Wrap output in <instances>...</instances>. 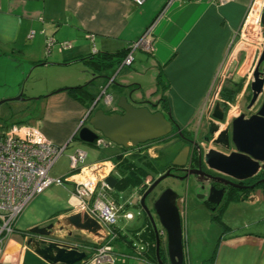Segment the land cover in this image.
<instances>
[{"label": "crops", "instance_id": "crops-1", "mask_svg": "<svg viewBox=\"0 0 264 264\" xmlns=\"http://www.w3.org/2000/svg\"><path fill=\"white\" fill-rule=\"evenodd\" d=\"M254 1L173 0L167 4L166 0H145L135 5L132 0H0V85L6 86L0 92V100L19 94L25 74H47L45 84L29 86L30 95L25 101L31 102L20 120L28 119L27 124L37 125L54 145L72 146V154L81 149L77 131L88 112V117L98 108L105 109V113L119 112L117 104L123 97L138 107L169 113L176 125L192 131L199 122L211 117L212 103L218 101L212 100L216 91L222 96L226 87L235 86L243 92L249 86L253 56L251 49L242 46V28ZM143 36L146 43L134 50L129 66L120 68L118 62L129 45ZM49 37L57 42L68 41L70 46H53L47 54L46 38ZM262 42L264 39H259L260 45ZM256 48L257 53L262 49ZM93 62L99 65L96 67ZM110 72L115 75L106 88L111 95L107 103L104 96L93 95L92 88L96 82V86L105 87ZM92 73L105 77L92 82ZM224 74L227 77L221 82ZM225 126L222 124L220 130ZM175 137L157 139L150 143L152 147L150 144L131 148L109 145L110 154L86 164L110 159L115 163L109 175L116 180L113 187L120 186L121 162L130 159L140 164L144 156L157 160L162 150L174 143ZM89 145L99 148L94 143ZM176 148L177 145L166 150L165 156L169 153L173 157ZM89 154L86 152L85 161ZM156 175L149 173L142 184L148 187ZM149 176H152L150 181ZM77 179L72 175L66 181L72 185L70 190L60 186L63 192L60 190L55 195L46 189L26 206L16 220L14 232L2 246L0 264H52L27 245V231L71 213ZM113 187L109 186V197L124 203V210L130 212L129 206L138 205L146 190L141 193L140 186L120 189L123 196L119 201L112 196ZM126 189H130L128 196L124 195ZM196 189L188 192L194 195ZM206 192L198 196V203L216 211L211 214V221L219 225L217 238L213 247L206 250L205 257L198 256L199 253L192 257L188 247L186 259L183 245V264H264V192L260 188L231 190L227 199L218 205L207 200ZM186 204L187 192L178 198L177 205L182 233L185 232L189 245L192 242L196 245L200 233L208 237L201 223L187 219ZM231 210L236 212V219L226 220L225 212ZM137 213L144 214L142 209ZM145 215L140 219V228L146 225ZM120 226L128 234L137 229L127 228L125 224ZM164 235L161 232L160 238ZM53 237L63 242L88 238L75 230L69 234L67 229L54 231ZM160 249L164 264H169L166 243L163 247L162 240ZM114 250L117 256L120 252L128 254L122 259L119 257L115 264H153L132 255L122 241L115 242Z\"/></svg>", "mask_w": 264, "mask_h": 264}, {"label": "water", "instance_id": "water-1", "mask_svg": "<svg viewBox=\"0 0 264 264\" xmlns=\"http://www.w3.org/2000/svg\"><path fill=\"white\" fill-rule=\"evenodd\" d=\"M260 24L261 31L264 33V12L260 16ZM231 58L233 59V56ZM92 75L90 80L92 82L99 77H105L95 76L93 73ZM249 88L251 96L246 109L251 110L259 100L260 104L249 116L241 113L233 118L230 131L228 128L218 130V124L214 120L223 121L224 109L219 101L212 103L211 119H207L205 124L207 136L203 140L208 142L211 137L209 142L213 146L200 153L199 162L218 175L202 171L200 168L183 169L188 155L187 146L172 161V166L185 174L179 176L167 170L155 178L140 196L139 206L146 214L155 234L157 264H164L160 257L161 232L166 235V254L169 264H183L184 260L177 191L170 187L165 188L156 194L151 207L146 202L148 195L163 179L168 176L173 177L185 185L186 191L191 186L188 182L191 178L197 189L207 191V200L215 205L227 199L232 189L250 191L260 188L264 192L261 185L264 183V178L251 185L240 183L264 173V48L259 51L252 68ZM133 104L127 97H123L121 103L117 104L119 112L105 113L102 108H98L89 117L90 112H88V124L78 128L77 138L81 142L92 144L95 139L102 136L119 147L129 148L163 138L172 132L173 127L179 134L181 133L180 127L171 120L169 113L165 114L159 110L150 111L147 107H136ZM105 182L113 187L116 180L108 176ZM199 195L203 196V194ZM153 214L157 217L161 229L157 228ZM63 229L69 230V234L72 230L86 234V237L96 244L101 243L105 238L101 225L86 212H80L69 213L44 226L29 228L26 243L44 260L52 264H74L85 257V252L68 250L54 239L53 232Z\"/></svg>", "mask_w": 264, "mask_h": 264}, {"label": "built area", "instance_id": "built-area-1", "mask_svg": "<svg viewBox=\"0 0 264 264\" xmlns=\"http://www.w3.org/2000/svg\"><path fill=\"white\" fill-rule=\"evenodd\" d=\"M144 1L132 0L135 5H141ZM172 1L166 0V3L169 4ZM216 1L223 3L226 0ZM255 2L256 0L254 5ZM254 5L243 22L242 34L248 37L251 32L256 30L257 36L264 39L260 24V16L264 12V0H261L258 5L254 26L250 27L249 30L245 29L247 17ZM88 37L92 39V36ZM145 43V36L132 42L120 61V68L129 66L133 59L134 50ZM53 46L67 48L70 46V42H57L52 37L46 38L47 54L51 52ZM261 47L264 48V42L261 43ZM226 77L227 74H224L221 82ZM113 80L114 76L109 78L106 86L102 88L101 93L107 103L111 100V96L107 93L106 88ZM219 93V90L216 91L213 95V101L217 99ZM225 104L231 107L228 102ZM232 109L228 110L225 123L232 116L237 115V111L231 114ZM85 119L82 120V123ZM209 119L211 118L209 117ZM93 143L97 147L111 145V142L102 136L95 139ZM65 148L66 146H56L47 140L37 125L21 122L11 125L0 123V252L7 237L14 232L16 220L26 206L51 185H61L64 182L61 178L50 177L49 172ZM85 158L86 152L81 149H77L69 158L70 169L74 174L66 175V181L72 175L78 177L72 192L74 201L70 207L71 213L86 212L89 214L101 225L105 232V238L99 244L88 238L71 242H58L68 250L75 249L85 252V257L74 264H115L119 257L122 259L128 256L124 252H120V256H117L114 250L118 228H120L121 233L124 232L123 227L117 225L118 216L120 214V218L130 221L134 215L132 212L124 210V203L116 202L109 197V186L105 179L114 169L115 163L110 159H100L83 164ZM180 201L183 199L181 198ZM130 248L134 252L133 254H136V250L142 247L136 242Z\"/></svg>", "mask_w": 264, "mask_h": 264}, {"label": "rangeland", "instance_id": "rangeland-1", "mask_svg": "<svg viewBox=\"0 0 264 264\" xmlns=\"http://www.w3.org/2000/svg\"><path fill=\"white\" fill-rule=\"evenodd\" d=\"M255 32H256V30L254 32H251L250 36H248V37L243 36L244 44H242V46L245 48H248L249 51L251 49V51H250L251 57L253 56L252 68H253L254 63L256 61V58L258 56V53H257L258 49L256 47L259 48L261 46L259 44V39H261V37L257 36V34ZM253 41H255V42H253ZM249 44L253 45L252 48L249 46ZM46 75L47 74H45L43 72H40V73L35 72V73H32V75H30L28 73L25 74L21 80L19 94L17 93V94H14V96H12L11 98H8V99L4 98V99L0 100V101H2V103H0V123L1 124L11 125L13 123H19V122L27 123L28 122V119H24V120H20V119L24 117V112L27 110L28 105H30V104H28V102L29 103L31 102V101H25V100H27L28 95H30L29 94L30 93L29 86L32 83L45 84L47 82V78H46L47 76ZM109 75H111V76H109L108 78H111L115 74H112L110 72ZM96 83L92 88V93H93V95H96V96L98 95L99 97L103 98V94L101 93L102 92L101 85L96 86ZM15 87H17V85ZM3 90H6V86L1 84L0 85V92H3ZM239 93L241 94L239 104L241 107H243V105L247 101V95L249 94V89L247 88V89H245V91L239 92ZM21 94H23V95H21ZM16 97H17V99H16ZM98 106L102 107L101 103H99ZM87 124H88L87 121H85L83 126H85ZM205 124H206V122L202 121L201 122L202 127L200 126L198 130H196V127L194 126L192 128L191 135L194 136V133L200 134L202 130H205ZM195 130L197 132H195ZM77 144H79V146L81 147V150L90 153L88 155L86 161L83 162V164H86L87 161L98 159L100 157H103V155H105V154L107 155V154H110V152H112V149L109 147L96 148V147L89 145V144H86L84 142L83 143L78 142ZM110 146L119 147L113 143H111ZM71 154H72V146L65 148V150L58 157V159L56 160V162L54 163V165L50 171L51 175H54V176H51L49 174L50 177L61 178L64 181L61 185L55 184V185H51L50 187L47 188L48 190H52L55 195H59L58 193H60V190H62L61 193L63 192L62 187H64L67 190H70V188L72 187L71 184L66 183V179H67L66 175L74 173L70 169V163H69V158H70ZM150 177H152V176L148 177L149 181H150ZM60 186H62V187H60ZM168 187L176 190L179 197L185 196V193L187 192V204H186L187 219L191 218V220L201 223L202 228L204 229V232L206 234V237H208L206 239L205 236L200 233L198 243L195 245L192 242V245H189L188 239H185V237H184L185 232H184V234L182 233L186 259H187V254H188V247L190 249L192 257L193 256L195 257V254H197V253H199L198 256L205 257L206 252L208 251V248H210L211 246L213 247L215 238H217L216 231L218 230L219 225L217 223H214L213 221H211V214H216V211L212 210L210 207H207V206L205 207V206L201 205L200 203H198L199 192H194V193H196L194 195H192V193L188 192L191 189L193 190L195 188H192L190 186L185 191V185L181 184L179 181H177L176 179H174L171 176H168L165 179H163L157 185V187L153 190V192L151 194L156 195L158 192L160 193L162 190H164L165 188H168ZM124 195L125 196L130 195V189H126L124 192ZM112 196L120 201V198L123 196L121 194V191H120V186L116 185L113 187ZM129 209L134 213V219L132 221H126L125 219H121L120 214H119L118 219H117V225L120 226L121 224H125V226L127 228H138V227H140V225H141L140 219L142 217H144V214L138 215L137 212H138V209H140V208L138 207L137 204H135V205L131 204L129 206ZM225 216H226L225 217L226 220H228V218H229L232 221V220L236 219V217H235L236 212H232V210L225 212ZM153 217H154V221L156 223L157 228L161 229V226L158 222L157 217L154 214H153ZM161 240H162V246L164 247L165 243H166V235H164ZM115 263H117V262H115Z\"/></svg>", "mask_w": 264, "mask_h": 264}, {"label": "flooded vegetation", "instance_id": "flooded-vegetation-1", "mask_svg": "<svg viewBox=\"0 0 264 264\" xmlns=\"http://www.w3.org/2000/svg\"><path fill=\"white\" fill-rule=\"evenodd\" d=\"M250 80H251V78H250ZM248 89H249V94L247 95V101L245 102L243 107H241L240 104H239L240 103V95H241V94H239L240 90L237 93L234 94V96H233V98L231 100L223 98L221 96V94H218L217 100L221 103V105H222V107L224 109V120L221 121V122L215 121L216 124H218V130H220L221 125L225 123L227 112H228L229 109H232V106H233V109L231 111V114L235 113L236 111L238 113H237V115L232 116V118L227 123H225L226 126L224 128H228L229 131H230L231 121L233 120V118L237 117L241 113H245L246 116H249L250 114H252L255 111L256 108H258V106L260 104V100L252 107L251 110H247L246 109V105L248 104V101H249L250 96H251V92H250L249 86H248ZM237 98H238V100H237ZM225 102H228L229 104H231V107H229L228 104H225ZM133 105L138 107V105L135 104V103ZM211 110H212V108L210 109V111ZM159 111H162V110H159ZM200 126H201V123L199 122V124H197V126H196V130H198ZM223 129H221L220 131H222ZM196 130H195V132H197ZM180 132L181 133L179 134L177 132V129L175 127H173L172 132L169 135H167V136H176L174 138L175 141H174V143L172 145H170V146L164 148V150H162V155H160V158L157 159V162H158L159 166L163 167V171L161 173L157 174L153 178V180L155 178H157L159 175L164 174L167 170H169L170 173L178 174L179 176L184 175L185 172H179L177 167L172 166V161L174 160V158L180 152H182L183 148H185L187 146H188V152H187L188 155H187V158H186V164H185V166H183V169L190 170V169H199L200 168L202 171H205V172H208V173H211V174H216L215 172L207 169L206 166L203 163L199 162L200 153L202 154L208 147L213 146L212 144H210V142H211L210 138L211 137H209V141L210 142L209 141L205 142L203 140L207 136L206 135V129L202 130L200 134H195L194 133V136L191 135V131L186 129V128H184V129L180 128ZM165 137H163V138H165ZM153 141H155V140L147 141V142H145L143 144H139V145L134 146V147H139V146H142V145L150 144L151 142L153 143ZM150 145H151V147L153 146V144H150ZM176 145H177V148H176L177 149L176 150L177 153L173 157H170L169 153L167 154V156H165L166 155L165 151L169 150V148H171L172 146L176 147ZM216 147H218V146H216ZM216 175H218V174H216ZM262 178H264V173H261L258 177H255L253 179H247V180L241 181L240 183L243 184V185H251V184H254L257 180L262 179ZM188 182H189V184L191 183V186H194V183L191 180V178H189ZM261 185L264 186V183H261ZM194 188H197V186H194ZM232 190H235V189H232ZM196 192H199V194H203V191H201L199 189H196ZM230 193H231V190H230ZM156 196L157 195H155V194L154 195L151 194V195H148V197L146 198V202L149 205V207H151V203L156 198Z\"/></svg>", "mask_w": 264, "mask_h": 264}, {"label": "trees", "instance_id": "trees-1", "mask_svg": "<svg viewBox=\"0 0 264 264\" xmlns=\"http://www.w3.org/2000/svg\"><path fill=\"white\" fill-rule=\"evenodd\" d=\"M120 61L118 63H120ZM93 64L96 65V67L97 65H99L98 62H93ZM239 90L240 88L235 86L226 87L222 90V97L231 100L234 94L237 93ZM140 161L142 163L137 164L136 162L128 159V160H124L119 164L120 170L122 172L119 180L120 189L124 190L127 187L140 186L139 191L142 193L147 187L144 184H142V181L145 178V176H147L149 173L159 174L163 171V167L159 166L157 160L155 159H151L144 156L143 158H140ZM262 189H264V186H262ZM138 207L140 208L139 204ZM145 220H146V225L142 226L141 228L139 227L137 229H133L134 231H132L130 234L123 232L121 233L120 228H118L115 242L122 241L127 245V247L130 250H131L130 247L133 245V243L138 242L142 248L137 249L136 254H133L134 252H132L131 250L132 255L147 260L148 262H151L153 264H156L157 262L155 256V234L153 232L152 226L147 216L145 217ZM160 257L162 261L165 263V257L162 255L161 249H160Z\"/></svg>", "mask_w": 264, "mask_h": 264}, {"label": "bare ground", "instance_id": "bare-ground-1", "mask_svg": "<svg viewBox=\"0 0 264 264\" xmlns=\"http://www.w3.org/2000/svg\"><path fill=\"white\" fill-rule=\"evenodd\" d=\"M260 2H261V0H256L255 5H254L251 13L247 17L245 29L249 30L250 27L254 26V23L256 20V15H257V10H258V5L260 4Z\"/></svg>", "mask_w": 264, "mask_h": 264}, {"label": "clouds", "instance_id": "clouds-1", "mask_svg": "<svg viewBox=\"0 0 264 264\" xmlns=\"http://www.w3.org/2000/svg\"><path fill=\"white\" fill-rule=\"evenodd\" d=\"M87 118V117H86ZM224 120V119H223ZM214 121H216V120H214Z\"/></svg>", "mask_w": 264, "mask_h": 264}]
</instances>
